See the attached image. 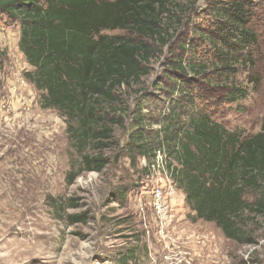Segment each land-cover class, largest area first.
<instances>
[{
	"label": "trees",
	"instance_id": "1",
	"mask_svg": "<svg viewBox=\"0 0 264 264\" xmlns=\"http://www.w3.org/2000/svg\"><path fill=\"white\" fill-rule=\"evenodd\" d=\"M204 1L205 7L199 0H0V17L20 26L19 49L34 69L27 77L42 93V107L66 120L76 154L68 185L107 167V159L87 150L108 147L114 127L130 118L133 159L162 155L192 221L215 223L227 239L253 245L243 223L249 215L264 218V118L248 137L219 118L247 100L241 79L258 82L264 0ZM201 17L205 24L197 23ZM162 57L156 87L169 95L164 105L152 113L139 103L119 116L120 92L150 77ZM250 192L252 202L245 199ZM50 204L55 212L78 207L72 199L65 207L58 198ZM67 219L87 223L83 215Z\"/></svg>",
	"mask_w": 264,
	"mask_h": 264
},
{
	"label": "rangeland",
	"instance_id": "2",
	"mask_svg": "<svg viewBox=\"0 0 264 264\" xmlns=\"http://www.w3.org/2000/svg\"><path fill=\"white\" fill-rule=\"evenodd\" d=\"M20 35L17 22L0 17V264H264L263 217L249 215L243 223L253 245L231 241L215 223L192 221L185 193L161 162L133 159V126L123 114L139 103L152 113L164 105L169 95L156 87L164 57L153 61L150 77L120 92L115 111L125 123L114 127L108 147L88 148L87 154L107 159V167L68 185L76 154L67 123L57 110L42 107V93L27 77L34 69L19 49ZM262 46L257 84L241 79L247 100L219 118L243 137L259 133L264 118ZM255 197L250 192L245 199ZM52 198L64 207L72 199L78 207L55 212ZM74 215L87 223L70 225L67 217Z\"/></svg>",
	"mask_w": 264,
	"mask_h": 264
},
{
	"label": "built area",
	"instance_id": "3",
	"mask_svg": "<svg viewBox=\"0 0 264 264\" xmlns=\"http://www.w3.org/2000/svg\"><path fill=\"white\" fill-rule=\"evenodd\" d=\"M157 161L158 162H161L162 163V161H163V159H162V155L159 153L158 154V156H157Z\"/></svg>",
	"mask_w": 264,
	"mask_h": 264
}]
</instances>
